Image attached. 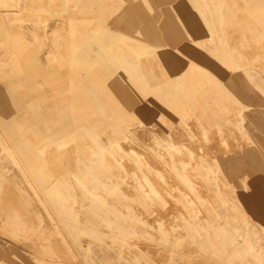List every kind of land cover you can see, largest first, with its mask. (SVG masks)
Here are the masks:
<instances>
[{
  "label": "rangeland",
  "instance_id": "rangeland-1",
  "mask_svg": "<svg viewBox=\"0 0 264 264\" xmlns=\"http://www.w3.org/2000/svg\"><path fill=\"white\" fill-rule=\"evenodd\" d=\"M73 1L71 5L64 3V0H54L47 3L46 7L48 9L62 11L63 16L56 19L58 22L56 29H73L75 23L69 22L73 18L74 20L86 19L93 27L99 24V26L106 27L109 32H116L119 30L118 24L120 26L127 25L129 24L128 19L138 23L140 22L138 19L141 13L145 12L150 17L155 31L161 32L164 36V45L160 43V50L145 56L140 61V76L146 81L148 87H152L151 89L148 88L150 90L148 91L149 97L144 96V92L139 86H130L133 95L142 97L137 100L138 107L140 106L139 102L141 104L145 102L155 104L154 107H156L160 104L158 101H163L164 105L160 106L162 110L160 117L162 116L161 119L164 120L156 119L157 112L155 109L153 116H151L152 119L145 121L142 130L135 134L132 131V126L139 117L119 115L116 118L122 119L123 123L125 122L124 127L120 129V131L125 129V132H120L119 136H125L128 140L134 142L133 147L142 154L145 160L146 166L144 169L151 178H157L152 179V182L161 191L168 190L174 194L172 196L167 192H163L164 196L162 194L163 198L160 202H142V205L147 209L155 208V204L160 209L156 212L151 211L148 214L149 221L158 218L159 221L163 222V230L169 234L170 239L181 238L184 241L180 245L159 244L156 242L157 239L164 236L159 233V230L153 228H151V231H154L153 235L138 236L136 238L135 233H140V230L147 231L150 227L148 225L141 226L140 224L138 227L133 226V223L137 222L135 217L140 215L141 212L136 214L131 212L128 217L116 212L109 204L96 203L98 207L107 210L111 216L115 217L116 224H118V229L112 228L110 231L112 235L109 237H113L111 240L95 235L93 230L86 225L84 216L76 219L72 209H70V206L74 205L63 200V193L67 192L68 189L64 186L61 187V181L55 187L57 184L56 178H52L55 174H61V176L59 175L61 179L67 176L69 181L73 183L71 173L77 170V166L73 161V146L68 147L60 154L58 153L60 162H68L65 166H58L56 169L51 168L50 165H45V159L41 156V181L37 182L38 195L25 192L22 196L21 191L24 189L11 177H8V180L13 181H10L11 187L7 185L1 189L0 199L4 197L8 200L12 197L17 201L18 199L25 200L28 204L39 202V199L44 201L43 203L48 207V212L43 209L42 203H38L41 205V211L38 213L31 211L27 206L20 205L23 207L22 210L28 220L27 222L29 224L33 223L36 229L43 232L41 239L26 238L22 233H19L20 235L15 234L16 229L10 225L6 218L1 219L4 228L15 234L18 241L22 240L34 245L39 255L47 256L50 253V255L60 256L66 263L71 264H136V260L141 264H230V261L235 260L234 254L241 253L244 255L249 248H254L257 254L264 252V119H255L252 112L249 113L253 111L252 109L264 107V22L261 23L263 20L259 17L264 16V0H254L262 10L255 9L252 5L253 2L248 0H222L221 20L223 23L217 27L223 32L225 31L224 35L228 42L227 47L232 56L241 55V59H239L241 67L235 71H230L222 63L220 52L215 50L214 43L208 37L195 38V35L190 37L184 32L185 30L188 31V26L185 27L184 24H187L186 20H188L189 12L193 14L194 21L202 26L195 29L207 32L208 29L201 22L208 17L210 18L212 11L217 10L220 5L204 6L201 0H180V5L161 6L158 10L149 9L143 5L144 10L137 12L131 7V2H142V0H125L126 2L122 0ZM64 11H66V15H64ZM203 12H208V16L204 15ZM173 26L179 35L171 33ZM255 32L261 36L258 42L248 37ZM161 38L160 34L159 39ZM42 54L44 53L42 52ZM6 61H8V49L4 43V38L0 35V64L3 62L6 69L9 70L10 68L5 64ZM36 62L41 65V74L33 78L32 85L42 84L41 94L48 95L50 107L61 103H69L72 95L70 89L72 87L79 88L71 79L74 70L65 68L59 72V67L46 64L43 55L41 60H36ZM190 62H196L203 69L206 68V72L210 73L211 78L209 81L205 80L196 89L195 93H191L188 86L178 92L173 89L180 85L178 81L173 79L178 76L177 74H183L181 76H187V79L194 77L193 75H197L201 79L206 78L202 70H198L196 74L191 72L192 75L187 72L189 70L187 66ZM57 72L59 74L54 75ZM65 72H68V74L65 75ZM78 73L81 74L82 70L79 69ZM116 76L119 79H128V76L122 72H117ZM49 77L54 78L52 82H49ZM93 79L94 75L86 76L85 83L88 87L92 86ZM167 79L169 80V86L159 89L158 85ZM12 80L16 81V78L5 77L0 80V120H2L6 129V133L1 129L0 133L2 136H7L6 138L9 137V140L19 150L23 149L22 144H28L30 145L28 147L33 148V143L29 138H25L16 132L14 118L23 124L27 121L24 115L26 113L28 115L32 109H25V104L17 108L11 107L13 95L14 93L17 94L16 87L10 88ZM172 92H178L179 100H184L185 105L188 104V106H184V109L188 108L187 112L190 111V108L196 109L184 116L183 121L186 125L172 113L166 115L164 112L169 108L168 102L171 99L170 102L174 101L173 97L170 96L173 95ZM29 95L34 96L35 94L31 91ZM165 95L170 97L166 98ZM57 110L59 111L61 108ZM196 113H199V115ZM61 118L63 121L62 115ZM104 120L107 121V119ZM108 122L109 124L113 123ZM179 124L191 129L192 135L199 134V136L205 134L212 136L215 134V131L206 132V127H212V129L224 127L225 133L223 134L230 137L228 147H224L220 145V141L212 139L209 144H198L196 146L197 155L201 154L199 158L204 157L206 162L200 164L198 159L191 161L186 173L193 178L192 182H183L177 178L172 165L163 163L169 162L170 159L162 160L157 155L159 147L156 145L155 140L162 139L163 136L168 137V134L171 137H177V141L180 139L182 141L186 140V134L181 133L176 128ZM156 125L165 129L161 128L158 132L159 128ZM170 128L175 130L171 131ZM155 132L160 135L157 134V136ZM110 134L112 135L111 131L107 132L106 136L110 137ZM63 136L64 134L58 133L56 139H61ZM112 138H115V136H112ZM169 140H174V138H169ZM53 153L56 152L49 154L46 159H49ZM230 160L233 161L232 164L229 163ZM218 161L222 162V167L218 166ZM233 164L235 171H233ZM89 165L106 181H111L114 184L122 183L121 177H119L123 174L122 170L110 169L109 166L104 165L101 167L93 164ZM128 165L126 170L128 173H132L134 168L131 164ZM203 165L206 167H212L213 165L215 167L214 172L208 176L202 169ZM161 166L167 168L169 174L166 175L164 172H160ZM177 167L180 169V163ZM162 174L165 179H158ZM123 190L129 191L134 196L138 194L137 189L119 188L121 193ZM77 193H82V190H78ZM223 200H226V205L222 204ZM107 201L110 202L108 199ZM120 201L123 206L126 204L132 208L135 207L123 193L120 195ZM7 206L6 204H0V208H3L5 212L8 211ZM3 215L1 211L0 216ZM186 215L220 224L221 226L215 229L230 231L233 235V243L230 242L231 240L228 241L227 236H222L228 242L227 247H224L223 250H219V246L213 249L211 245L206 243H192L190 241L191 236L188 233L190 228H188V223L183 218ZM175 222L180 225L176 229L170 226L171 223ZM56 224L59 231L55 229ZM103 227H107V224L105 223ZM236 229L240 231V235L247 229L249 234L247 238L249 241H254V243H238L240 237L235 233ZM133 238H136L135 240L136 242L138 240V242L136 244L132 243L131 248L136 250L138 254L127 252L130 259H135L132 261L124 258L119 246L126 239L130 241ZM46 248L49 251H46ZM81 248L86 250L84 254V257L86 255V261H83L80 255ZM164 248L168 249L164 250ZM203 248H207L208 251L201 250ZM139 253H142L149 262H145L146 260Z\"/></svg>",
  "mask_w": 264,
  "mask_h": 264
},
{
  "label": "crops",
  "instance_id": "crops-1",
  "mask_svg": "<svg viewBox=\"0 0 264 264\" xmlns=\"http://www.w3.org/2000/svg\"><path fill=\"white\" fill-rule=\"evenodd\" d=\"M53 1L0 0V35L4 38V43L8 49V61L5 64L10 68L7 70L3 62L0 64V80L5 77L16 78V81L12 80L10 83L11 89L12 87H16L17 89V94L14 93L15 96L13 95L11 107L17 108L25 104L24 108H31L32 111L28 115L27 113L24 115L27 120L25 123L21 124L15 118L13 121H15V128H17L16 132L25 138H29L33 143V148L28 147L30 146L28 144H22L23 149L19 150L9 140V137L6 138L7 136H2L0 133V193L3 187L5 188L7 185L11 187V182L15 181L24 189L21 191L22 196L25 192L38 195L37 182L41 181V156L45 159V165H50L52 166L51 168L56 169L58 166H65L68 162H60V155L58 153L60 154L68 147L73 146V161L77 166V170L71 173L73 183L69 181L67 176L61 179L59 177L61 174H55L52 178H56L57 184L55 187L61 181V187L64 186L68 189L67 192L63 193V200L74 205L70 206V209H72L76 219L84 216L86 225L93 230L95 235L111 240L113 237H109L112 235L110 231L112 228L118 229V224H116L115 217L111 216L107 210L98 207L96 203L109 204L116 212H120L124 216L129 217L131 212L135 214L141 212L140 215L134 216L137 222H134L133 226L148 225L150 227L147 231L140 230V233H135L136 238L138 236L153 235L154 231H151V228H153L157 231L159 230V233L164 236L161 239H157V241L155 240L157 243L180 245L184 240L181 238L170 239L169 234L163 230L164 224L161 220L159 221L158 218H154V220L149 221L148 214L151 211L156 212L160 210L158 209L159 207H156L155 204V208L147 209L142 205L144 201L151 203L155 201L160 202L163 198L162 194L164 196V193L167 192L169 195L174 196L173 192L171 193L165 189V191H161L152 182V179L157 178H151L146 169H144L146 166L145 160L142 154L133 147L134 142L128 140L125 136H123L125 138L119 136L120 132H125V129L120 131L124 127L125 122L123 123L122 119L116 118L119 115L133 118L139 117L135 121L136 124L134 123V126H132V131L135 134L139 130H142L145 121L152 119L151 116H153L155 109L157 112L156 119L164 120L161 119L163 118L162 116L160 117V112H162L161 107L164 105L163 101H158L160 104L156 107H154L155 104L147 102L141 104L139 102L140 106L138 107L137 100H140L139 98L142 97L133 95L130 88V86H139L142 88L144 96L149 97L148 91L150 90L148 88L151 89L152 87H148L146 81L140 76V61L145 56L160 50V43L164 45V36L161 32L155 31L150 17L145 12H142L141 15L139 14L140 18L138 20L140 22L138 23H134L128 19L129 24L124 26L118 24L119 30L116 32H109L106 27L99 26V24L93 27L89 20L86 19L74 20L73 18L69 20L70 23H75L73 29L59 30L56 29L58 25L56 19L63 16L61 14L62 11L51 10L46 7L47 3ZM201 1H203L204 6L220 5L217 10L214 9L212 11L210 18L208 17L201 22L208 29L207 32L195 29L202 26L200 23L194 21L195 18H193L191 12L188 14L187 24H184L185 27L188 26V31L185 30L184 32L190 37L194 35L195 38L201 36L208 37L214 43L215 50L220 52L223 60L222 63L230 71L240 69L239 59H241V55L232 56L227 47L228 42L224 35L225 31L223 32V30L217 27L223 23L221 20L222 0ZM248 1L253 2L252 5L255 9L262 10L256 1ZM73 2V0H64V3L68 5H71ZM143 5L149 9L154 8L158 10L161 6L180 5V0H142V2H131V7L137 10V12L144 10L142 8ZM203 14L207 15L208 12H203ZM43 15L45 16L43 17ZM64 15H66V11H64ZM259 17L263 20L261 23L264 22V16L261 15ZM164 30L162 31L163 34ZM171 33L179 35L174 26L171 28ZM160 34L161 39H159ZM248 37L255 42H258L261 38L257 32ZM42 55L46 64L48 66L55 65V67H59V72L65 68L74 70V75L71 79L79 88L72 87L70 89L72 95L69 103H61L50 107L48 95L41 94L42 84L32 85L33 78L41 74V65L36 60H41ZM187 67L189 68L187 72L191 75L193 74L191 72L196 74L198 70L204 71L203 74L206 78L201 79L197 75H193L194 77L187 79V76L182 77L181 75L183 74H177L178 76H175L173 79L178 81L180 85H177L173 89L180 92L188 86L191 93H195L196 89L205 80H210L211 75L206 72V68L203 69L196 62H190ZM104 68L107 69L105 70ZM79 69L82 70L81 74L78 73ZM112 69L126 74L128 79H119L116 76L117 72L112 71ZM59 72L54 75H58ZM67 74L68 72H65V75ZM88 75H94L91 87H88L85 83V78ZM53 79V77H49L48 80L52 82ZM165 86H169L168 79L161 82L158 88L160 89ZM31 91L34 92V96L29 95ZM178 92H172L174 96H170L173 97L174 101L170 102L171 99L168 102L170 109L168 108L164 112L166 115L167 113H172L186 125L183 121L184 116H187L191 111L194 112L196 109L190 108V111L187 112L188 108L184 109V106H188V104L185 105L184 100H179ZM170 96L165 95L166 98ZM59 108L61 110L58 111L57 109ZM252 110L249 113L251 114L252 112L255 119H264V107ZM196 114L199 115V113ZM61 115L63 116V121ZM254 117L252 116L253 120ZM104 119H107V121ZM108 121L113 123L109 124ZM156 126L159 128L157 131L160 132L162 127ZM176 128L181 133L186 134V140L182 141L180 139L177 141V137H171L169 134L168 137L163 136L165 137L164 139L162 136V139L159 137L160 139L155 140L156 145L159 147L157 155L162 160L166 158L170 159L169 162L163 163L172 165L177 178L183 182H192L193 178L186 173L187 168L191 165V161L198 159L200 164L206 162L204 157L202 159L199 158L201 154L197 155L196 146L198 144H209V140L215 139L220 141V145L228 147L230 137L223 134L225 133L224 127H216L214 129L206 127V132L208 131V133L209 131H215V134H213L214 137L216 136L215 138L213 135L209 136L208 134L201 136L199 134L192 135L191 129L181 124ZM0 129L6 133L2 120H0ZM173 129L171 131L175 130ZM109 131L112 132V135L110 134V137H107L106 135ZM158 132H155L156 135H160ZM58 133L64 134V136L61 139H56V134ZM112 136H115V138H112ZM169 138H174V140H169ZM52 152L56 153H53L49 159H46ZM178 163L181 165L180 169L177 167ZM229 163L232 164L233 161L230 160ZM89 164L99 167L104 165L109 166L110 169L122 170L123 174L119 176L122 183L114 184L111 181H106ZM128 164H131L134 168L132 173H128L126 170V166H129ZM234 164L232 165L233 171L236 170ZM219 165L222 167L221 161H218ZM214 168L213 165L212 167L203 165L202 169L209 176L214 172ZM180 170L183 172H180ZM160 172H164L166 175L169 174L168 169L165 167H162ZM8 177H11L13 181L8 180ZM158 179L164 180L165 177L162 174ZM6 181L8 182L6 183ZM120 187L138 190L136 196L127 190H123L122 192L135 207L132 208L126 204L123 206L120 201V195H122L119 191ZM80 189L82 193L78 194L77 191H80ZM43 202L42 199H39V202L28 204L25 200L21 201L18 199L17 201L12 197L8 200L4 197L0 199V204L8 205L7 212L3 208H0V212L2 211L4 214L2 217L0 216V264H71L66 263L60 256L50 255V253L47 256H41L37 253L34 245L22 240L18 241L16 238L15 234L20 235L19 233H22L26 238L41 239L43 232L36 229L33 223L29 224L27 222L28 220L22 210L23 207L20 205L27 206L31 211L38 213L41 211V205L38 203H42L44 207L42 208L48 212V207ZM222 204L226 205V200H223ZM5 218L16 229L17 232L14 231L15 234L4 228L1 219ZM183 218L187 221L188 228H190L188 233L191 236L190 241L192 243H206L211 245L213 249L219 246V250L227 247L228 243L222 236H227L228 241L231 240L230 242L233 243V235L230 231H218L215 229L218 226L220 227V224L200 220L199 217H193L192 215H186ZM105 223L107 227H103ZM170 226L176 229L180 225L175 222L171 223ZM55 229L59 231L57 224ZM237 230H235V233L240 237V240L238 239L237 241L238 243H254V241L248 240L247 236L249 234L247 229L244 230L243 234L241 233L242 235ZM136 238L130 241L126 239L119 246L125 259L135 260L130 259L127 252L132 251V253L138 254L136 250L131 248L132 243L136 244L138 242V240L136 242ZM167 249L164 248V250ZM45 250L49 251L47 248ZM80 250L82 260L86 261V255L84 257L86 250L83 248ZM201 250L208 251L207 248ZM139 255L146 260L145 262H149L142 253H139ZM234 258L236 261H230V264H264V252L257 254L254 248L247 249V253L244 255L236 253L234 254ZM136 264L141 263L136 260Z\"/></svg>",
  "mask_w": 264,
  "mask_h": 264
},
{
  "label": "bare ground",
  "instance_id": "bare-ground-1",
  "mask_svg": "<svg viewBox=\"0 0 264 264\" xmlns=\"http://www.w3.org/2000/svg\"><path fill=\"white\" fill-rule=\"evenodd\" d=\"M139 131H140V130H139ZM213 137H214V135H213ZM215 137H216V136H215ZM215 137H214V138H215ZM214 140H215V139H214ZM209 141H210V140H209ZM222 143H223V142H222ZM2 160H3V159H2ZM130 252H132V251H130ZM167 259H168V256H167ZM164 260H165V259H164Z\"/></svg>",
  "mask_w": 264,
  "mask_h": 264
}]
</instances>
